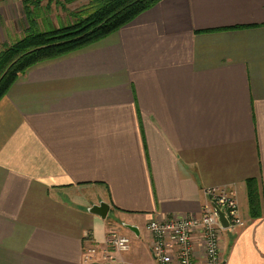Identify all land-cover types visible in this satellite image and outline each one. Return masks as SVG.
Wrapping results in <instances>:
<instances>
[{
    "label": "crops",
    "instance_id": "0c3cea01",
    "mask_svg": "<svg viewBox=\"0 0 264 264\" xmlns=\"http://www.w3.org/2000/svg\"><path fill=\"white\" fill-rule=\"evenodd\" d=\"M209 186L245 221L223 264H264V0H160L0 100V264H159L147 223L199 213Z\"/></svg>",
    "mask_w": 264,
    "mask_h": 264
},
{
    "label": "trees",
    "instance_id": "16d2710c",
    "mask_svg": "<svg viewBox=\"0 0 264 264\" xmlns=\"http://www.w3.org/2000/svg\"><path fill=\"white\" fill-rule=\"evenodd\" d=\"M56 1L58 3L59 0ZM159 1L90 0L86 11L75 16L72 23L60 27L52 25L45 31L39 28V15L36 16L31 8H26L28 27L24 36L12 45H6L0 55V100L16 79L31 66L100 41ZM61 5L65 6V2L62 1ZM250 202L255 211L258 205L254 189L250 191Z\"/></svg>",
    "mask_w": 264,
    "mask_h": 264
},
{
    "label": "built area",
    "instance_id": "2783aa9c",
    "mask_svg": "<svg viewBox=\"0 0 264 264\" xmlns=\"http://www.w3.org/2000/svg\"><path fill=\"white\" fill-rule=\"evenodd\" d=\"M207 201L197 214L185 218L152 220L147 230L153 237L152 252L159 264H223L222 234L226 229L236 230L245 224L239 202L234 192L224 186H209L205 189ZM217 205L229 220L224 227ZM108 243L124 252L131 248L130 237L112 231ZM96 247L87 250L90 258Z\"/></svg>",
    "mask_w": 264,
    "mask_h": 264
},
{
    "label": "rangeland",
    "instance_id": "374dc122",
    "mask_svg": "<svg viewBox=\"0 0 264 264\" xmlns=\"http://www.w3.org/2000/svg\"><path fill=\"white\" fill-rule=\"evenodd\" d=\"M2 1L0 0V9L3 10L5 16H1L0 30L3 33H7V25L10 26L9 29H17L19 26L22 31L28 27L26 8H31L36 16L39 15V28L45 31L52 25L60 27L72 23L75 16L86 11L85 8L89 6L90 2V0H59L57 3L55 0H28L26 3L27 0H5L4 3H9L5 6ZM62 1L65 2V6L61 5ZM47 19H50L48 23L45 22ZM4 36L6 37V34ZM6 41L0 42V55L6 49V45L13 44V42L8 43Z\"/></svg>",
    "mask_w": 264,
    "mask_h": 264
},
{
    "label": "water",
    "instance_id": "95a60500",
    "mask_svg": "<svg viewBox=\"0 0 264 264\" xmlns=\"http://www.w3.org/2000/svg\"><path fill=\"white\" fill-rule=\"evenodd\" d=\"M219 216H220V220L223 224L224 227H228L229 226V220L227 219V217L225 216V214L223 213V211L217 206L215 205ZM92 213H96L101 215L102 217H106L108 211H109V205L105 202H101L100 204H95L93 205L90 209H89ZM131 229L135 230V227L129 226Z\"/></svg>",
    "mask_w": 264,
    "mask_h": 264
}]
</instances>
